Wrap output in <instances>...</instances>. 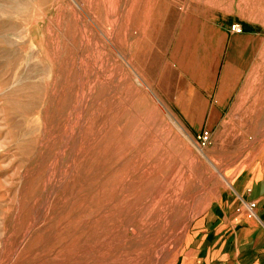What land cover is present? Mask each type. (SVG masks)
Segmentation results:
<instances>
[{
    "label": "rangeland",
    "instance_id": "1",
    "mask_svg": "<svg viewBox=\"0 0 264 264\" xmlns=\"http://www.w3.org/2000/svg\"><path fill=\"white\" fill-rule=\"evenodd\" d=\"M262 168L264 0H0V264H175Z\"/></svg>",
    "mask_w": 264,
    "mask_h": 264
},
{
    "label": "crops",
    "instance_id": "2",
    "mask_svg": "<svg viewBox=\"0 0 264 264\" xmlns=\"http://www.w3.org/2000/svg\"><path fill=\"white\" fill-rule=\"evenodd\" d=\"M219 93L209 91L211 106L228 104L226 92ZM175 264H264V168L242 171L221 189Z\"/></svg>",
    "mask_w": 264,
    "mask_h": 264
},
{
    "label": "built area",
    "instance_id": "3",
    "mask_svg": "<svg viewBox=\"0 0 264 264\" xmlns=\"http://www.w3.org/2000/svg\"><path fill=\"white\" fill-rule=\"evenodd\" d=\"M232 30L238 32V31H239V28H238V26H234V27L232 28ZM246 207H247V209L250 211L252 206H251V205H248V206H246Z\"/></svg>",
    "mask_w": 264,
    "mask_h": 264
}]
</instances>
